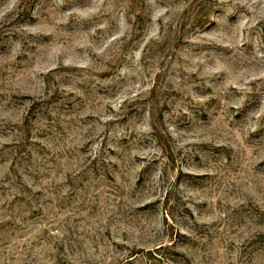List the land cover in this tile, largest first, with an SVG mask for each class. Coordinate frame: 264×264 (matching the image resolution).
Listing matches in <instances>:
<instances>
[{
	"label": "rangeland",
	"instance_id": "1",
	"mask_svg": "<svg viewBox=\"0 0 264 264\" xmlns=\"http://www.w3.org/2000/svg\"><path fill=\"white\" fill-rule=\"evenodd\" d=\"M0 264H264V0H0Z\"/></svg>",
	"mask_w": 264,
	"mask_h": 264
}]
</instances>
